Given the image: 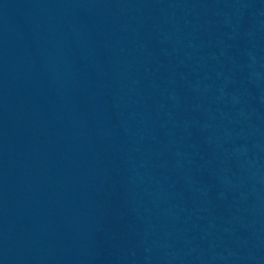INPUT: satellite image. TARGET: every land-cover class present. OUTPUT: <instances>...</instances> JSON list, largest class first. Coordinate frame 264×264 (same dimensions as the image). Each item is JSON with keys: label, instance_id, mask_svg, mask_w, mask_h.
<instances>
[{"label": "water", "instance_id": "water-1", "mask_svg": "<svg viewBox=\"0 0 264 264\" xmlns=\"http://www.w3.org/2000/svg\"><path fill=\"white\" fill-rule=\"evenodd\" d=\"M0 264H264V0H0Z\"/></svg>", "mask_w": 264, "mask_h": 264}]
</instances>
